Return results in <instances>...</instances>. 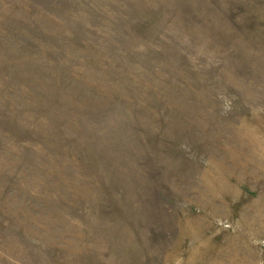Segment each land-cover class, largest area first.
Returning a JSON list of instances; mask_svg holds the SVG:
<instances>
[{
    "label": "rangeland",
    "instance_id": "rangeland-1",
    "mask_svg": "<svg viewBox=\"0 0 264 264\" xmlns=\"http://www.w3.org/2000/svg\"><path fill=\"white\" fill-rule=\"evenodd\" d=\"M0 264H264V0H0Z\"/></svg>",
    "mask_w": 264,
    "mask_h": 264
}]
</instances>
